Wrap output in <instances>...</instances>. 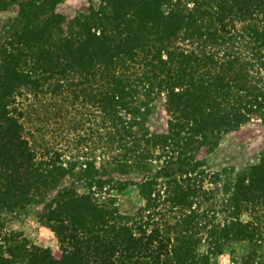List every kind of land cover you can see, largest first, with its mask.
Here are the masks:
<instances>
[{"label": "trees", "instance_id": "16d2710c", "mask_svg": "<svg viewBox=\"0 0 264 264\" xmlns=\"http://www.w3.org/2000/svg\"><path fill=\"white\" fill-rule=\"evenodd\" d=\"M61 2L0 0V213L47 198L65 241L15 243L0 264H215L264 239V157L205 158L264 129V0ZM128 183L145 204L125 220L98 189Z\"/></svg>", "mask_w": 264, "mask_h": 264}, {"label": "rangeland", "instance_id": "374dc122", "mask_svg": "<svg viewBox=\"0 0 264 264\" xmlns=\"http://www.w3.org/2000/svg\"><path fill=\"white\" fill-rule=\"evenodd\" d=\"M91 1L63 0L58 9L76 14L86 11ZM247 124L249 127L260 125L255 120ZM263 157L264 129L261 130L259 127L254 128L251 132L225 133L211 152L205 153L210 172H221L225 168L244 171L253 164L260 162ZM153 165L157 167L158 163L154 161ZM79 188L81 192H89L86 186H79ZM98 191V197L102 200L103 198L113 199V202L109 200V204H107L110 215L122 214L126 220L144 214L139 213L143 209L145 200L137 185L128 183L123 189H98ZM46 200L31 201L13 211L4 210L0 213V256L1 254L14 256L8 251V247L15 243L23 245L24 242L28 243V246L36 244L60 251L59 248L65 241L47 223ZM243 213V218L249 219L251 217L249 211ZM198 252L200 254L208 252V243L204 239L199 243ZM16 254L20 255L19 252ZM211 260L215 264H264V239L256 242L248 239L229 241L223 246L220 253L211 254Z\"/></svg>", "mask_w": 264, "mask_h": 264}]
</instances>
